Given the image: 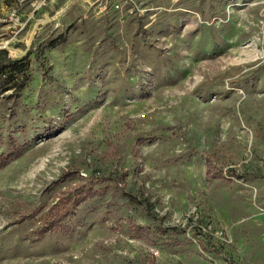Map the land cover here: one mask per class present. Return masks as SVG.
<instances>
[{
  "label": "rangeland",
  "instance_id": "1",
  "mask_svg": "<svg viewBox=\"0 0 264 264\" xmlns=\"http://www.w3.org/2000/svg\"><path fill=\"white\" fill-rule=\"evenodd\" d=\"M2 49L0 264H264V0H0Z\"/></svg>",
  "mask_w": 264,
  "mask_h": 264
},
{
  "label": "trees",
  "instance_id": "2",
  "mask_svg": "<svg viewBox=\"0 0 264 264\" xmlns=\"http://www.w3.org/2000/svg\"><path fill=\"white\" fill-rule=\"evenodd\" d=\"M60 39H65V36H61ZM59 40L51 41L50 45L54 47ZM32 53L31 49L24 57L11 58L8 50H0L1 87H3L1 83H12V87L18 94L24 89L27 72L31 67ZM8 89L10 88L5 87L2 90ZM100 191L93 186L69 187L59 196V200L43 213L44 228L39 230V236L43 237L47 233L69 230L65 220L73 216L81 204L95 197Z\"/></svg>",
  "mask_w": 264,
  "mask_h": 264
}]
</instances>
